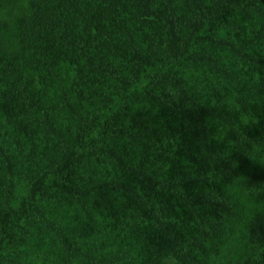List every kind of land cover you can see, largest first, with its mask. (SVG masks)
Listing matches in <instances>:
<instances>
[{"label": "trees", "instance_id": "obj_1", "mask_svg": "<svg viewBox=\"0 0 264 264\" xmlns=\"http://www.w3.org/2000/svg\"><path fill=\"white\" fill-rule=\"evenodd\" d=\"M262 182L264 0H0V264H264Z\"/></svg>", "mask_w": 264, "mask_h": 264}, {"label": "clouds", "instance_id": "obj_2", "mask_svg": "<svg viewBox=\"0 0 264 264\" xmlns=\"http://www.w3.org/2000/svg\"><path fill=\"white\" fill-rule=\"evenodd\" d=\"M229 103H231V101H229ZM262 184H264V182H262Z\"/></svg>", "mask_w": 264, "mask_h": 264}]
</instances>
